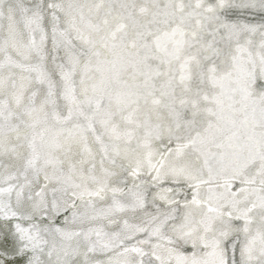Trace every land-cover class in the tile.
<instances>
[{"label":"snow or ice","instance_id":"snow-or-ice-1","mask_svg":"<svg viewBox=\"0 0 264 264\" xmlns=\"http://www.w3.org/2000/svg\"><path fill=\"white\" fill-rule=\"evenodd\" d=\"M0 264H264V0H0Z\"/></svg>","mask_w":264,"mask_h":264}]
</instances>
